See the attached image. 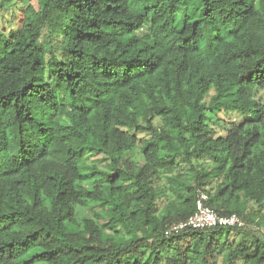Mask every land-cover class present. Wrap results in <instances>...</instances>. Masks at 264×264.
<instances>
[{
  "label": "trees",
  "instance_id": "trees-1",
  "mask_svg": "<svg viewBox=\"0 0 264 264\" xmlns=\"http://www.w3.org/2000/svg\"><path fill=\"white\" fill-rule=\"evenodd\" d=\"M35 2L0 1V264H264V0ZM199 190L243 227L165 236Z\"/></svg>",
  "mask_w": 264,
  "mask_h": 264
},
{
  "label": "built area",
  "instance_id": "built-area-1",
  "mask_svg": "<svg viewBox=\"0 0 264 264\" xmlns=\"http://www.w3.org/2000/svg\"><path fill=\"white\" fill-rule=\"evenodd\" d=\"M207 200L208 195L199 190L194 212L185 220L169 224L164 235H175L187 228L205 230L215 227H243V221L237 214H219L206 204Z\"/></svg>",
  "mask_w": 264,
  "mask_h": 264
},
{
  "label": "rangeland",
  "instance_id": "rangeland-1",
  "mask_svg": "<svg viewBox=\"0 0 264 264\" xmlns=\"http://www.w3.org/2000/svg\"><path fill=\"white\" fill-rule=\"evenodd\" d=\"M31 2L33 3V5H36L35 0H31ZM14 8H15V3H13L12 6H9L3 12H0V14L4 13L7 17H9L10 15L13 14V9ZM1 20H0V25L2 27H5V32H6L7 35H9V34L11 35L13 32L16 31V26H13L12 27V24L10 22H7V21H6V23L8 25H5V23H3L4 21L3 20L1 21ZM18 20H19V17H18V14H16L15 17H14V21L15 22H18ZM256 97L257 98L259 97L261 99V101L264 103V88L258 90ZM229 116L233 119L234 122H237V123L240 122V121H242L244 118L247 117L246 115H243V114H241L239 112H231L229 114ZM221 117H222V121H223L225 119L224 115L221 116ZM153 122H154V124H157L158 123V119H154ZM136 134H137L138 138H140V139L147 136V134L145 132H141V131H136ZM134 161L136 163H142V159H141V157L139 155H135ZM99 208H100L99 206H94L93 208H89V207H87V208L79 207L77 209V211H76V215L79 218H81V219L86 218V217H90L91 216L92 209L99 210ZM99 223L101 225H104L105 224V221H99Z\"/></svg>",
  "mask_w": 264,
  "mask_h": 264
}]
</instances>
